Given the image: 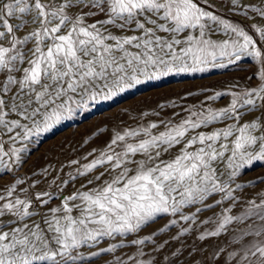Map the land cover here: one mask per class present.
<instances>
[{
    "label": "snow or ice",
    "instance_id": "snow-or-ice-1",
    "mask_svg": "<svg viewBox=\"0 0 264 264\" xmlns=\"http://www.w3.org/2000/svg\"><path fill=\"white\" fill-rule=\"evenodd\" d=\"M233 66L28 167L100 102ZM262 163L264 0H0V264H264Z\"/></svg>",
    "mask_w": 264,
    "mask_h": 264
},
{
    "label": "rangeland",
    "instance_id": "rangeland-1",
    "mask_svg": "<svg viewBox=\"0 0 264 264\" xmlns=\"http://www.w3.org/2000/svg\"><path fill=\"white\" fill-rule=\"evenodd\" d=\"M233 74L242 75L243 73L233 66L226 70L213 69L205 73L171 75L136 86L110 101L100 102L92 106L89 111L82 112L74 119L64 122L53 133L43 138L42 143L32 154L28 167L46 163V156L49 159L57 157L66 162L71 157L68 153L61 154V146H73L76 152L72 156L75 157L86 154L94 147H102L108 140V135L98 130L102 127L111 128L118 122L119 114L125 108L134 111L149 109L158 102L177 98L189 90L195 91L201 86L217 85ZM93 133L97 134L96 137H93L88 144H83V140ZM261 173H264V163L253 167L247 175L255 177Z\"/></svg>",
    "mask_w": 264,
    "mask_h": 264
}]
</instances>
